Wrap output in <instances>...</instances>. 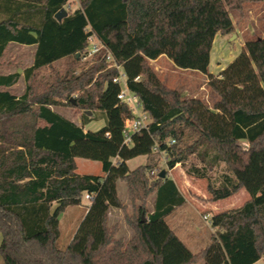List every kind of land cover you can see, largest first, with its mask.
<instances>
[{"label":"trees","instance_id":"16d2710c","mask_svg":"<svg viewBox=\"0 0 264 264\" xmlns=\"http://www.w3.org/2000/svg\"><path fill=\"white\" fill-rule=\"evenodd\" d=\"M73 1L0 0V61L10 44L36 46L33 64L24 72L23 95L6 90L21 73L0 74L1 264H255L264 259V39L248 41L218 75L209 71L215 38L235 31L231 13L243 18L246 3L264 0H76L78 7L67 10ZM63 9L66 16L57 19ZM90 36L101 46L94 63L79 74L58 76L34 96V76L64 59L82 61ZM161 56L179 69L204 74L219 97L215 105L209 108L163 84L150 64ZM121 74L151 120L129 143L125 122L135 113L118 99L121 86L114 80ZM59 99L84 111L83 125L105 120L99 132L115 147L117 163L104 176L76 173L72 147L86 134L52 109L62 105ZM155 152L167 156L169 169L179 164L189 175L208 179L212 202L242 189L250 195L240 209L212 216L215 232L198 253L166 222L186 203L174 180L167 173L160 178V170L151 182L149 167L130 171L127 166ZM191 157L200 165H188ZM221 167L216 183L212 175ZM120 180L133 200L138 191L143 201L156 193L152 213L146 215L143 202L126 216L135 231L126 246L113 238L116 228L107 226L109 209L123 208ZM87 194L90 207L62 249L60 215L80 206Z\"/></svg>","mask_w":264,"mask_h":264},{"label":"rangeland","instance_id":"374dc122","mask_svg":"<svg viewBox=\"0 0 264 264\" xmlns=\"http://www.w3.org/2000/svg\"><path fill=\"white\" fill-rule=\"evenodd\" d=\"M78 7V2L75 0L67 6V10H74ZM232 20L237 23V30L241 37L248 41L264 39V1L258 3L245 4V16L241 18L236 13H231ZM234 41V40H233ZM91 45H89V48ZM237 48V47H236ZM36 46H25L10 44L3 58L0 61V74L8 75L12 73H21L19 82L13 87L6 89L16 96H21L25 93L27 82L25 81L24 72L32 66ZM162 59L158 63L151 65L156 71L159 79L167 87L178 90L185 98H198L202 100L209 108H212L219 100L218 95L208 86L207 78L204 74L194 70H182L177 68L174 63L166 56H161ZM94 63L93 55L88 54L82 61L75 63L72 59H64L56 63L53 67H47L39 71L31 81L34 96L41 95L46 92L58 76L66 74H79L87 70ZM155 63V62H154ZM155 68H158L157 70ZM205 77V78H204ZM77 95L72 96L71 100L76 102ZM62 102L61 106H54L52 109L62 116L74 121L78 125H83V110L76 109L69 105L70 102L59 99ZM89 112V111H87ZM136 114H141L142 110H134ZM86 113V111H85ZM105 126V120H93L85 126L87 138L84 141H79L73 145L78 165L77 174L79 175H105V165L116 164L117 154L115 147L101 135L99 132ZM167 156L155 152L151 156H138L127 161V166L130 171H134L140 167H149L147 172L150 181L156 179L159 171H165L168 176H171L177 183L183 196L187 199L186 206L178 211L174 218L185 216L189 218L191 224L194 225L192 234H197V240L192 241L190 245L193 252H199L210 242L211 227V212L205 206L208 202V179H200L189 175L186 168L181 165H176L173 169L167 166ZM200 165L195 157H191L188 165ZM223 167V166H222ZM222 167L212 175V180L218 182L221 178ZM156 172L157 174H153ZM118 197L123 205L122 209H109L107 226L109 229L116 228L113 236L115 240H121L126 246L135 236V231L127 224L126 216L132 215L134 209L143 204L145 206L146 215L154 211L156 193H152L143 201L142 192L138 191L135 200L131 199L129 186L125 181H118ZM207 196V197H206ZM249 197V195L247 194ZM90 207V201L84 196L80 206L68 207L60 215V231L61 237L59 240L60 248L64 249L72 241L76 229L82 222L86 211ZM207 216V218H205ZM175 220V219H174ZM168 222V219H167ZM173 226L171 220L168 222ZM3 241V236L0 232V246ZM0 260V264H1ZM258 264H264V259Z\"/></svg>","mask_w":264,"mask_h":264},{"label":"crops","instance_id":"0c3cea01","mask_svg":"<svg viewBox=\"0 0 264 264\" xmlns=\"http://www.w3.org/2000/svg\"><path fill=\"white\" fill-rule=\"evenodd\" d=\"M234 25H235L234 33L227 35V36L217 35V37L215 38V41L213 43V47L211 50V60H210V66H209V71L211 74L218 75L220 72H222L224 69H226V67L229 64H231L238 57V55L245 49L246 40H244V38L240 36V34L237 30V23L234 22ZM160 59H162V57L158 58L157 60H150V64L151 65L156 64V63H158V61H160ZM155 69L157 70L158 68H155ZM79 126L82 127V129L84 130V132L86 134V138H87V132L85 131V126H88V125H79ZM241 143L246 147L248 146L247 141H241ZM72 152H73V147H72ZM73 154H74V152H73ZM74 156H75V154H74ZM75 161H76V158H75ZM76 164H77V162H76ZM112 164L105 165V174L109 171ZM77 170H78V165H77ZM76 173H77V171H76ZM169 178L174 180L171 176H169ZM174 182L176 183L175 180H174ZM176 185H177V183H176ZM177 187H178V185H177ZM178 189H179V187H178ZM117 191H118V185H117ZM179 191H180V189H179ZM181 194H182V192H181ZM247 194L249 195V193L246 190L242 189L238 193L234 194L233 196H231L227 199L217 201V202L210 201L211 194H209L210 195L209 198H205V199H207L208 202H205L204 205L207 206L208 210L211 212V218H212V216L214 214L222 213V212H226V211L237 210V209H240L241 207H243L244 204L250 200V195L248 197ZM155 200H156V197H155ZM185 200H186L185 205L176 209L169 216H167L166 222H167V219H168V222H169V220L174 222V223H172L173 226L170 225L168 222L167 223H168L169 227L175 232V234L181 239V241L188 247V249H190L192 251L190 245L194 243L192 241L197 240V238L199 237L197 234L194 235L191 232L192 229H194V225L190 223L188 217L186 218L185 216H179L178 218H174V215L186 206L187 199L185 198ZM211 227H212V225H211ZM214 232H215V229L212 227L210 239H211V236ZM208 244L203 249H205L208 246ZM203 249H201V250H203ZM193 253H198V252H193ZM261 260H263V259H261ZM260 261H258L255 264H258Z\"/></svg>","mask_w":264,"mask_h":264},{"label":"built area","instance_id":"2783aa9c","mask_svg":"<svg viewBox=\"0 0 264 264\" xmlns=\"http://www.w3.org/2000/svg\"><path fill=\"white\" fill-rule=\"evenodd\" d=\"M89 45H91V47L89 48L88 54L94 55L101 49L99 42L95 39L94 36L89 37ZM106 58H107V61H109V62L112 61V57L110 54H107ZM114 81L121 86V91L118 95L119 101L122 103L128 104L133 110H137V109L142 110L139 98L136 95H134L133 93H131L127 88L125 75L121 74L120 77L116 78ZM150 122H151V120H150L149 116L146 113H144L143 111L141 114L135 113V118L127 119L125 122V131H124V134L126 137L125 142L129 143L131 141V135L132 134H135L136 132L148 129ZM171 143H174V141H172ZM155 151H156V149H155ZM153 174H157V173L154 172ZM86 198H87V200L91 201L92 195L87 194ZM205 218H207V217H205Z\"/></svg>","mask_w":264,"mask_h":264},{"label":"water","instance_id":"95a60500","mask_svg":"<svg viewBox=\"0 0 264 264\" xmlns=\"http://www.w3.org/2000/svg\"><path fill=\"white\" fill-rule=\"evenodd\" d=\"M66 10L63 9L61 10V12H59L57 15H56V18L57 19H61L63 18L64 16H66ZM74 102V101H73ZM86 114L88 115H91V112H86ZM166 177V172L165 171H162L161 174H160V178L164 179ZM59 208V205L55 206L53 209H52V215H54L56 213V211L58 210Z\"/></svg>","mask_w":264,"mask_h":264}]
</instances>
